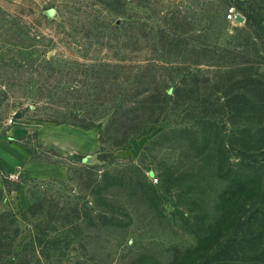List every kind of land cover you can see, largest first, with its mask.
<instances>
[{"label":"rangeland","instance_id":"obj_1","mask_svg":"<svg viewBox=\"0 0 264 264\" xmlns=\"http://www.w3.org/2000/svg\"><path fill=\"white\" fill-rule=\"evenodd\" d=\"M114 101L127 114L90 128L95 153L41 147L36 131L13 140L68 173L4 177L0 264H264V0H0V132ZM104 174L116 184L93 195ZM226 233L237 250L212 251Z\"/></svg>","mask_w":264,"mask_h":264},{"label":"crops","instance_id":"obj_2","mask_svg":"<svg viewBox=\"0 0 264 264\" xmlns=\"http://www.w3.org/2000/svg\"><path fill=\"white\" fill-rule=\"evenodd\" d=\"M34 131L37 132L36 142L39 146L54 149L63 155H89L100 150L102 145L100 133L94 129H85L70 123H16L6 132H0V161L4 167V171L0 170V187L4 185V177L17 172L19 168L22 169L20 172L29 173L34 177L67 176L68 171L64 165L35 158L31 142L13 141L30 139ZM140 142L138 140L133 143L135 149L133 147V152L126 156H137L142 144Z\"/></svg>","mask_w":264,"mask_h":264},{"label":"trees","instance_id":"obj_3","mask_svg":"<svg viewBox=\"0 0 264 264\" xmlns=\"http://www.w3.org/2000/svg\"><path fill=\"white\" fill-rule=\"evenodd\" d=\"M244 1L245 0H237V2H239L241 4ZM248 20H249V18H247V21ZM176 84L178 85V83H176ZM174 85H175V81H170V82L166 81L165 83H163L164 89H162L161 104H158L159 105L158 112L157 113L152 112L151 114H148L147 117H146L147 120L153 119V121H151V122H156L157 123V122H159L160 120L163 119L164 114L166 113L164 106L167 103V100L169 99V97L174 94V92H172V94H171L169 89L171 87H173ZM178 88H179V91L182 90V87H178ZM148 92H149V90H146V94H148ZM145 101L151 102L152 99H151L150 96L149 97L147 96L145 98ZM117 103L118 102L114 101V104H112V106L110 107V110H111L112 107L115 108V106H116V108L113 111H108L109 109L108 110L105 109L103 111L94 110V111L88 112V114H85V115L84 114L81 115L79 112H77L74 115L72 121L63 120V121L58 122V121L54 120V122H58V123L70 122L73 125H76V126H79V127L85 128V129H90V128L94 127V126L101 127V125L103 124L104 120L108 116L107 125H109V127H111V129H112V127H114V124L116 123L118 118L121 117V116L124 117L125 114H127V111H128L127 109H124L123 103H120V105H118ZM122 108H123V111H122ZM140 118L141 117L139 115H136V119L137 120H139ZM147 126L148 125H141L140 124V125H135L134 127L128 128L126 130H122V129H119V130H121L123 132V135L132 136L130 138H133L135 136L143 135L146 132V130H147ZM260 148H263V146L260 147ZM99 158H101L102 160H105V158L103 156H101ZM0 170L4 171V167H3V164H2L1 161H0ZM103 176H104V178H103L102 185L101 184L99 185L98 183L95 185V186H97V188L93 189L94 190L93 191V195H100V190L103 189L104 191H106L107 188H109L111 186H114L116 184L115 182H112L110 180V177L108 176V174H104ZM93 183L95 184V180L91 181L90 186ZM7 184H8V180L5 179L4 180V185H7ZM97 203H99V205L103 206V208L105 209V211H104L105 214H103L104 216H102V217L106 221H108L110 225H119L118 223L115 222L117 220L116 218H119V217L117 215L115 217V214L111 213V212H113L112 211L113 205L111 204V200L108 199L107 197H102V198H99V199L97 198ZM87 206L92 208V206H90L89 204H87ZM110 215H112V216L108 217ZM127 217H129V215ZM108 218H110V220H108ZM236 229L234 228L233 232H235ZM228 230H230V228ZM36 232L37 233H34V234L30 235V238L32 240V245L43 246L42 245L43 244V239L39 235L38 231H36ZM205 234H209L210 235V231L209 230L205 231ZM227 234L228 233L223 234L222 236H224V237L221 236L219 238V241L217 242L216 246H213L214 248L211 249L212 251L217 250V251L220 252V251L225 250V251H227L226 253H229V252L231 253L233 250H237V246H236V244H234L235 242H232L231 238L228 237ZM205 239L204 238H200L201 250H207V248L204 247V242H206ZM229 243H230V245H229ZM239 245H240V243H239Z\"/></svg>","mask_w":264,"mask_h":264},{"label":"built area","instance_id":"obj_4","mask_svg":"<svg viewBox=\"0 0 264 264\" xmlns=\"http://www.w3.org/2000/svg\"><path fill=\"white\" fill-rule=\"evenodd\" d=\"M238 15H243V14L237 10V7L236 6H232V7H230V9L228 11L227 18L230 21L241 22V21H239L237 19ZM13 121H14V118L11 119V122H13ZM14 177H15V175H11V178H14ZM155 180L158 181V178H155Z\"/></svg>","mask_w":264,"mask_h":264},{"label":"water","instance_id":"obj_5","mask_svg":"<svg viewBox=\"0 0 264 264\" xmlns=\"http://www.w3.org/2000/svg\"><path fill=\"white\" fill-rule=\"evenodd\" d=\"M237 19L239 21H244L245 20V17L243 15H238ZM19 117H21V113H17L16 114V118H19Z\"/></svg>","mask_w":264,"mask_h":264}]
</instances>
